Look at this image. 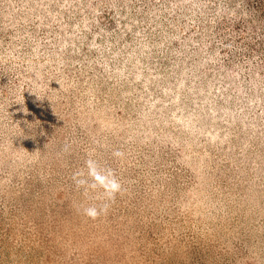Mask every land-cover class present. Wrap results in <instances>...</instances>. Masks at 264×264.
<instances>
[{
  "label": "rangeland",
  "instance_id": "1",
  "mask_svg": "<svg viewBox=\"0 0 264 264\" xmlns=\"http://www.w3.org/2000/svg\"><path fill=\"white\" fill-rule=\"evenodd\" d=\"M0 264H264V0H0Z\"/></svg>",
  "mask_w": 264,
  "mask_h": 264
}]
</instances>
